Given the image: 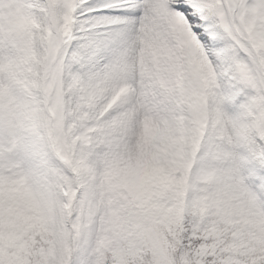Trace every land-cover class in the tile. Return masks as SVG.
Listing matches in <instances>:
<instances>
[{
    "label": "snow or ice",
    "instance_id": "snow-or-ice-1",
    "mask_svg": "<svg viewBox=\"0 0 264 264\" xmlns=\"http://www.w3.org/2000/svg\"><path fill=\"white\" fill-rule=\"evenodd\" d=\"M0 264H264V0H0Z\"/></svg>",
    "mask_w": 264,
    "mask_h": 264
}]
</instances>
